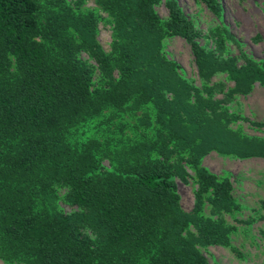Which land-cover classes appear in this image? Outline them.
<instances>
[{"label":"trees","instance_id":"16d2710c","mask_svg":"<svg viewBox=\"0 0 264 264\" xmlns=\"http://www.w3.org/2000/svg\"><path fill=\"white\" fill-rule=\"evenodd\" d=\"M196 1L220 16L217 0ZM95 5L0 0V260L208 264L199 246H230L236 225L225 214L238 203L226 173L200 158H264V134L230 125L264 121L222 103L264 87V58L230 55L228 42L238 43L221 24L207 30L213 47L200 45L202 30L175 0ZM98 20L109 24L108 50L95 39ZM172 37L188 44L199 87L166 57ZM220 73L232 86L216 99L222 84L210 78ZM185 167L196 185L189 212L175 183Z\"/></svg>","mask_w":264,"mask_h":264},{"label":"rangeland","instance_id":"374dc122","mask_svg":"<svg viewBox=\"0 0 264 264\" xmlns=\"http://www.w3.org/2000/svg\"><path fill=\"white\" fill-rule=\"evenodd\" d=\"M175 1L183 13L202 30L203 34L197 38L200 45L212 48V37L208 36L207 30L221 24L238 43L236 46L233 42H228L230 55L238 56V49H240L255 60L264 58V0H217L221 7L218 18L210 14L196 0ZM82 5L87 8L96 6L95 0H82ZM154 8L159 16H166L163 1ZM101 15L104 16V14ZM95 39L103 50H108L109 24L97 21ZM163 51L167 58L178 65L179 72L191 79L192 85L199 87L200 80L188 44L179 37H172L165 43ZM81 55L86 58L84 53ZM236 63L240 64L241 60L236 59ZM210 80L219 81L222 84L212 91V98L220 99L222 91L232 86V82L225 78L224 73L212 76ZM222 103L248 120L264 121V87L257 83L253 84L249 93L238 95ZM230 125L233 128H240L248 135L261 136L264 134V127L258 128L250 125L242 118L232 120ZM200 165L216 175L226 173L231 182V193L238 203V208L233 211L232 215L231 213L225 214L226 221L236 225V230L229 234L230 246L207 244L199 246V251L208 264H264V158H238L218 154L211 150L200 158ZM185 169L187 175L183 179L175 177V183L180 207L189 212L194 206L196 185L190 177L191 171L187 167ZM59 205L64 213L76 210L75 207L66 203L60 202ZM244 220L248 222H240ZM231 246L234 250L230 249ZM0 264H3L1 260Z\"/></svg>","mask_w":264,"mask_h":264}]
</instances>
